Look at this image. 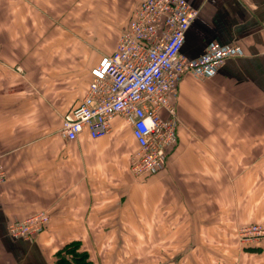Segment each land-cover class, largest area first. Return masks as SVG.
<instances>
[{"label": "crops", "instance_id": "crops-1", "mask_svg": "<svg viewBox=\"0 0 264 264\" xmlns=\"http://www.w3.org/2000/svg\"><path fill=\"white\" fill-rule=\"evenodd\" d=\"M187 1L200 12L185 56L199 58L211 42L245 56L213 78H182L172 99L178 142L165 169L137 183L130 167L139 146L121 117L100 139L85 132L67 141L60 129L140 0H0V264H56L72 241L98 264H124L136 247L160 244L158 230L179 248L167 259L185 264L190 246L209 244L204 229L219 242L236 214L264 227V0ZM40 212L51 217L46 229L10 235L11 223ZM244 256L264 264V239Z\"/></svg>", "mask_w": 264, "mask_h": 264}, {"label": "built area", "instance_id": "built-area-1", "mask_svg": "<svg viewBox=\"0 0 264 264\" xmlns=\"http://www.w3.org/2000/svg\"><path fill=\"white\" fill-rule=\"evenodd\" d=\"M199 12L187 0H140L116 51L92 69L88 93L64 115L62 137L76 141L87 132L92 139L103 138L121 117L139 146L131 161L132 175L141 180L164 170L168 152L178 142L180 119L172 99L182 78H213L228 59L245 56L240 46L217 42L197 59L185 56L186 34ZM6 180L0 157V184ZM50 219L47 212L37 213L11 223L9 233L15 239H32ZM242 236L249 242L264 239V227L250 225Z\"/></svg>", "mask_w": 264, "mask_h": 264}, {"label": "rangeland", "instance_id": "rangeland-1", "mask_svg": "<svg viewBox=\"0 0 264 264\" xmlns=\"http://www.w3.org/2000/svg\"><path fill=\"white\" fill-rule=\"evenodd\" d=\"M236 45V44H230ZM107 48H110V44H108ZM105 48V49H107ZM205 80V79H201ZM132 175V173H131ZM133 182H141L139 179L135 178L133 175ZM134 184V183H133ZM223 216V218L227 217L223 214H219L218 217ZM242 215L236 214L233 216V224L235 225L234 229H220V241L217 242L215 240L209 239V234L211 230L204 229L205 239H208V245H192L188 248L189 253L186 255L188 261L185 264H247L248 258L244 256L245 253L247 255L252 253L253 250L259 248V241H247L244 236H242L243 229L254 224H249L243 222L241 220ZM207 225L210 224H205ZM167 231H156L155 239L160 244H156L155 246L149 245H141L134 249L135 254L130 255L128 260L124 262V264H172L173 259H167V254L170 257H173L177 251H179L178 247H167ZM170 250V252H169ZM246 251V252H245ZM245 252V253H244ZM202 254V256H200ZM257 261V264H261L260 261ZM95 264H98L95 262ZM251 264H253L251 262Z\"/></svg>", "mask_w": 264, "mask_h": 264}, {"label": "trees", "instance_id": "trees-1", "mask_svg": "<svg viewBox=\"0 0 264 264\" xmlns=\"http://www.w3.org/2000/svg\"><path fill=\"white\" fill-rule=\"evenodd\" d=\"M56 264H95V261L79 241H72L58 251Z\"/></svg>", "mask_w": 264, "mask_h": 264}, {"label": "clouds", "instance_id": "clouds-1", "mask_svg": "<svg viewBox=\"0 0 264 264\" xmlns=\"http://www.w3.org/2000/svg\"><path fill=\"white\" fill-rule=\"evenodd\" d=\"M151 124V122L150 121H146V125H150Z\"/></svg>", "mask_w": 264, "mask_h": 264}]
</instances>
